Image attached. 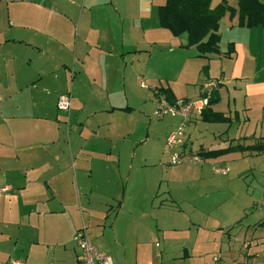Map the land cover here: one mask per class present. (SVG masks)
Listing matches in <instances>:
<instances>
[{
  "label": "crops",
  "instance_id": "crops-1",
  "mask_svg": "<svg viewBox=\"0 0 264 264\" xmlns=\"http://www.w3.org/2000/svg\"><path fill=\"white\" fill-rule=\"evenodd\" d=\"M153 1L0 0V244L15 259L4 263L76 264L80 251L73 236L84 229L92 247L113 264H143V253L128 263L118 247L102 240L110 208L105 200L92 214L90 197L112 188L121 142L136 143L118 119L134 113L145 119L153 109V94L137 89L138 81L150 79L144 63L152 55L172 53L170 59L186 65L193 59V76L185 70L181 78L190 77L183 83L158 76L162 87L152 92L168 88L176 100L197 102L215 89L218 101L210 108L227 118L208 124L193 116L177 151L199 155L263 141L264 29L238 26L236 0H211L212 8L224 1L236 13L219 22V52L199 57L195 46L185 47V33L174 37L159 26L157 8L165 0ZM190 85L193 95L184 92ZM63 94L70 98L67 113L56 108ZM250 160L253 171L262 167L259 174L251 166L236 174L244 175L241 220L232 226L215 221L208 227L210 241L183 246L182 263L198 257L210 264H264V152L233 150L201 162L227 175L231 163ZM118 216L109 226L114 238ZM50 252H60L55 261Z\"/></svg>",
  "mask_w": 264,
  "mask_h": 264
},
{
  "label": "rangeland",
  "instance_id": "rangeland-1",
  "mask_svg": "<svg viewBox=\"0 0 264 264\" xmlns=\"http://www.w3.org/2000/svg\"><path fill=\"white\" fill-rule=\"evenodd\" d=\"M150 2L151 6L155 4L153 0ZM171 57L172 53L155 54L150 57L149 62L144 63L145 65L148 63L150 79L138 81L137 89L140 92L152 93L156 100L152 90L155 86H161L157 82L158 76L181 83L190 77L188 75L181 78V75L186 73L185 70L191 71L193 76V59L186 65L181 63L182 61H173ZM140 68L141 64L135 71ZM135 71L133 76H137ZM140 84H143V87H140ZM177 84L179 87L182 86ZM193 89V85H190L184 92L193 95ZM132 95L139 96V93L133 91ZM150 106L153 109L149 113H144L147 116L145 119L138 113H134L128 119H118L119 124H127L131 128L133 132L130 137L136 143L134 145L130 142H121L119 148L122 159L119 175L111 180L112 188L107 192L98 191L91 195L90 209L92 214L101 211L104 207L103 201L106 200L110 212L108 220L104 223L105 235L102 240L115 250L116 247L119 248L120 259L125 254L127 262L132 263L135 255L143 253L144 256L139 260L143 264H184L180 256L185 244H193L196 240L200 242L202 239L210 241L208 227L215 221L229 220L232 226L241 220L244 183L239 179L244 175L238 177L236 174L249 166L252 168L251 172L259 174L262 166L253 171L252 160L246 163L233 162L229 174L217 175L213 173V168H209L204 162H201L202 164L189 162V156L193 154L186 155V159L180 164L172 165L171 153L165 148L164 135L172 130V124L179 122L180 118L168 115L158 120L154 115L156 103L150 102ZM184 144L185 142L182 147ZM203 164L204 166L200 168ZM129 166H132L131 170ZM225 170L224 168L221 172ZM200 172L202 177L195 178ZM218 203L221 205L215 208ZM75 212L74 209L73 213ZM116 214L119 216L115 223L114 238L109 226ZM190 223L194 224V229L187 230L186 225ZM228 229L226 227L223 230ZM139 240L141 244L138 248L136 242ZM10 251L7 244H0V252L5 254L0 255V264L15 260L14 257H8ZM57 253L60 252H50L54 258L52 261H55ZM206 259L191 258L188 264H204ZM206 262L210 264V261Z\"/></svg>",
  "mask_w": 264,
  "mask_h": 264
},
{
  "label": "trees",
  "instance_id": "trees-1",
  "mask_svg": "<svg viewBox=\"0 0 264 264\" xmlns=\"http://www.w3.org/2000/svg\"><path fill=\"white\" fill-rule=\"evenodd\" d=\"M236 2L239 27L253 28L259 26L264 29V1L236 0ZM226 13L233 17L236 10L224 1L212 8L211 0H165L164 4L157 8L159 26L168 30L174 37L185 33L187 35L185 47L195 46L199 57L219 52L220 36L217 31L219 22ZM230 52H232V49L228 51V53ZM153 92L156 98L162 96L170 105L176 102L175 97L168 88L155 89ZM202 96L205 97L206 93ZM183 101L186 100L183 99ZM217 101L215 89L211 90L207 106L200 112L202 122L208 124L227 123V118L213 112L210 108ZM233 150L264 152V139L260 144L245 149L234 148L200 152L197 156L200 159L217 158Z\"/></svg>",
  "mask_w": 264,
  "mask_h": 264
},
{
  "label": "built area",
  "instance_id": "built-area-1",
  "mask_svg": "<svg viewBox=\"0 0 264 264\" xmlns=\"http://www.w3.org/2000/svg\"><path fill=\"white\" fill-rule=\"evenodd\" d=\"M143 87V84H141ZM211 89L206 92V96L202 97L199 101H183L176 100L173 105H170L162 96L157 97L155 100L156 110L154 112L155 117L160 120L165 116H176L180 118V121L175 129L168 133L165 138V148L167 152L171 153V164H180L186 159V154L181 150L185 142V129L193 116H200V112L207 106L208 98ZM56 108L58 112L67 113L70 108V98L68 95H60L56 102ZM189 156V155H188ZM189 162L201 163V159L197 155L189 156ZM73 240L80 251V255L76 260V264H113L112 260L105 254L97 251L89 243L84 229H79L75 232ZM3 264H23V263H3ZM57 264V263H48Z\"/></svg>",
  "mask_w": 264,
  "mask_h": 264
}]
</instances>
